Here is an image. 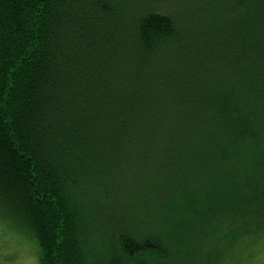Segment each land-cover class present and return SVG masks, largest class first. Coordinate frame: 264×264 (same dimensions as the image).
<instances>
[{
  "label": "trees",
  "instance_id": "obj_1",
  "mask_svg": "<svg viewBox=\"0 0 264 264\" xmlns=\"http://www.w3.org/2000/svg\"><path fill=\"white\" fill-rule=\"evenodd\" d=\"M0 208L40 264L261 242L264 0H0Z\"/></svg>",
  "mask_w": 264,
  "mask_h": 264
},
{
  "label": "rangeland",
  "instance_id": "obj_2",
  "mask_svg": "<svg viewBox=\"0 0 264 264\" xmlns=\"http://www.w3.org/2000/svg\"><path fill=\"white\" fill-rule=\"evenodd\" d=\"M4 215L0 213V264H29L34 256L40 257L36 240L22 232L19 225H13L11 218ZM107 234L108 231L100 232L96 243L92 244V250L99 255L97 264H107V260L113 258V239ZM221 264H264V238L254 247L241 250L240 254L224 255Z\"/></svg>",
  "mask_w": 264,
  "mask_h": 264
},
{
  "label": "clouds",
  "instance_id": "obj_3",
  "mask_svg": "<svg viewBox=\"0 0 264 264\" xmlns=\"http://www.w3.org/2000/svg\"><path fill=\"white\" fill-rule=\"evenodd\" d=\"M29 264H39V257H38V255H37V256H34V257L29 261Z\"/></svg>",
  "mask_w": 264,
  "mask_h": 264
}]
</instances>
